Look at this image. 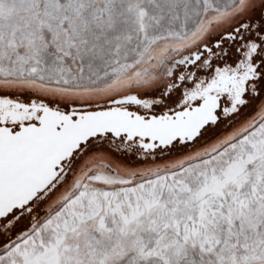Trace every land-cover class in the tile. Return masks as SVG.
I'll list each match as a JSON object with an SVG mask.
<instances>
[{"label":"snow or ice","instance_id":"snow-or-ice-1","mask_svg":"<svg viewBox=\"0 0 264 264\" xmlns=\"http://www.w3.org/2000/svg\"><path fill=\"white\" fill-rule=\"evenodd\" d=\"M0 264H264V0H0Z\"/></svg>","mask_w":264,"mask_h":264}]
</instances>
